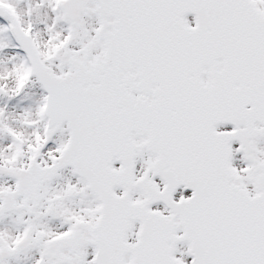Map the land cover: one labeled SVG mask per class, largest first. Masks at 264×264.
Masks as SVG:
<instances>
[{
	"label": "snow or ice",
	"instance_id": "1",
	"mask_svg": "<svg viewBox=\"0 0 264 264\" xmlns=\"http://www.w3.org/2000/svg\"><path fill=\"white\" fill-rule=\"evenodd\" d=\"M0 264H264V0H0Z\"/></svg>",
	"mask_w": 264,
	"mask_h": 264
}]
</instances>
